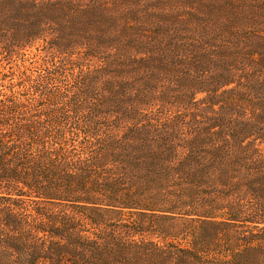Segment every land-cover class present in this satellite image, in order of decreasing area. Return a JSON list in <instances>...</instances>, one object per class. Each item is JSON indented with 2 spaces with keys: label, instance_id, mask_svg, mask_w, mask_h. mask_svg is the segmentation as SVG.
<instances>
[{
  "label": "trees",
  "instance_id": "trees-1",
  "mask_svg": "<svg viewBox=\"0 0 264 264\" xmlns=\"http://www.w3.org/2000/svg\"><path fill=\"white\" fill-rule=\"evenodd\" d=\"M0 264H264V0H0Z\"/></svg>",
  "mask_w": 264,
  "mask_h": 264
},
{
  "label": "rangeland",
  "instance_id": "rangeland-1",
  "mask_svg": "<svg viewBox=\"0 0 264 264\" xmlns=\"http://www.w3.org/2000/svg\"><path fill=\"white\" fill-rule=\"evenodd\" d=\"M159 6V4L157 5V7ZM157 7H156V9H157ZM189 8V7H188ZM159 9H161V8H159ZM96 64L93 62V63H91V66H95ZM201 95L202 94H199L197 97H201ZM172 110V109H171Z\"/></svg>",
  "mask_w": 264,
  "mask_h": 264
}]
</instances>
